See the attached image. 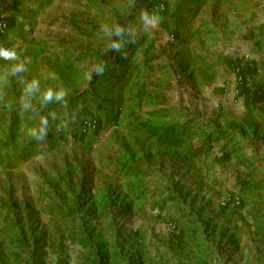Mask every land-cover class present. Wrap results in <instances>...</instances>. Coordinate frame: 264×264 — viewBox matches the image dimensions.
Segmentation results:
<instances>
[{
    "label": "rangeland",
    "instance_id": "1",
    "mask_svg": "<svg viewBox=\"0 0 264 264\" xmlns=\"http://www.w3.org/2000/svg\"><path fill=\"white\" fill-rule=\"evenodd\" d=\"M238 3L264 26V0ZM205 8L53 7L40 28L56 20L71 39L73 84L42 104L56 117L43 141L26 135L39 120L25 108L0 130V264H264V66L251 35L201 19ZM143 10L159 17L147 31ZM104 23L137 28L126 56L105 50ZM100 61L104 75L88 81Z\"/></svg>",
    "mask_w": 264,
    "mask_h": 264
},
{
    "label": "crops",
    "instance_id": "2",
    "mask_svg": "<svg viewBox=\"0 0 264 264\" xmlns=\"http://www.w3.org/2000/svg\"><path fill=\"white\" fill-rule=\"evenodd\" d=\"M202 9L205 2H211V7L205 8L208 15L201 13V19L233 22L238 29L232 36H241V42H247V37L256 40L257 54L255 60L257 67L264 66V26L261 21L254 23L249 15L252 12L241 9L239 0H228L223 12L219 0H200ZM250 2V0H245ZM263 2V0H251ZM60 0H1V8L5 16V26L0 31V49L15 52L16 59L8 60L0 57V130L10 132L18 125V118L26 110L22 107L27 102V117L39 120L42 112L41 97L38 93L28 96L25 93V82L38 80L41 90L47 87L62 88L68 94L72 84V52L73 46L70 38L62 31L57 30L58 21L53 20L49 27H41V22H49L59 14L53 10ZM225 14V15H224ZM43 21V22H44ZM48 28V29H47ZM243 53V52H242ZM24 63L26 71L13 73L12 67L17 63ZM28 125V124H27ZM24 124H20L23 132Z\"/></svg>",
    "mask_w": 264,
    "mask_h": 264
},
{
    "label": "clouds",
    "instance_id": "3",
    "mask_svg": "<svg viewBox=\"0 0 264 264\" xmlns=\"http://www.w3.org/2000/svg\"><path fill=\"white\" fill-rule=\"evenodd\" d=\"M159 17L148 10H143L140 13L139 21L144 26V30L147 31L151 27L157 25ZM101 33L106 41L105 50L108 52L119 53L123 56H126V46L128 44L135 43L137 39V28L133 25H121L120 23H112L111 25L104 23L100 26ZM0 57L8 60H15L16 54L15 52L9 50L0 49ZM12 72L15 73H23L25 72L26 65L24 63H17L12 67ZM106 70V65L103 61L97 62L92 65L91 69L86 74V79L91 81L93 74L96 76L104 75ZM38 93L41 97V100L45 104H49L52 102H64L66 98V92L62 88H52L47 87L41 90L40 83L38 80H31L25 82V93L28 96H31L33 93ZM22 107L27 109L29 107L27 102L22 104ZM48 116H51L55 119V113L50 112ZM48 116H41L39 119L38 126H33L26 129V135L37 140L43 141L49 131V119Z\"/></svg>",
    "mask_w": 264,
    "mask_h": 264
},
{
    "label": "built area",
    "instance_id": "4",
    "mask_svg": "<svg viewBox=\"0 0 264 264\" xmlns=\"http://www.w3.org/2000/svg\"><path fill=\"white\" fill-rule=\"evenodd\" d=\"M157 7L163 8V4H159ZM5 26V23L3 21H0V28H3Z\"/></svg>",
    "mask_w": 264,
    "mask_h": 264
},
{
    "label": "trees",
    "instance_id": "5",
    "mask_svg": "<svg viewBox=\"0 0 264 264\" xmlns=\"http://www.w3.org/2000/svg\"><path fill=\"white\" fill-rule=\"evenodd\" d=\"M166 130H168V128Z\"/></svg>",
    "mask_w": 264,
    "mask_h": 264
}]
</instances>
